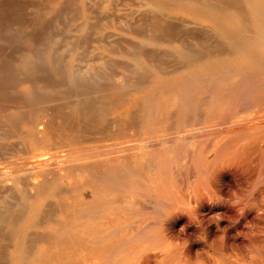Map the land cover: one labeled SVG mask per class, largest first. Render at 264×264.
<instances>
[{
    "label": "bare ground",
    "instance_id": "bare-ground-1",
    "mask_svg": "<svg viewBox=\"0 0 264 264\" xmlns=\"http://www.w3.org/2000/svg\"><path fill=\"white\" fill-rule=\"evenodd\" d=\"M164 1H171V6L169 7L172 8L171 10L173 12H187L191 14V17L193 18H203L205 20L213 21L218 36L220 34L226 46L219 45L220 47H217V45L214 46L213 44L212 47L211 43H209V45H211L208 46V44H203L197 39V41L189 40L191 42L190 43L188 41L190 43L189 44L184 39L187 34V37H190V34H193V30L190 34L186 33L185 30L184 32L186 34L180 30L183 34H185L183 39L185 43H182V41L180 44L181 46L178 44V47L176 48V51H178V58L176 59H180V61L185 66L183 69L181 68L182 71L179 73L177 78H175L178 79V82L176 81L173 85V79H170L171 82L170 84H168L171 85V87L168 89L167 93H164L165 90L167 91V89L161 91V87L159 88L157 86L159 91H156L157 95L155 96L157 97L155 99H151V97H149L150 93L153 96L152 91L149 93V90H146L148 91L146 93L149 94H145L143 97L140 96L141 100H137L140 102V105L138 104L139 107L137 105V107L134 106V108L138 109H135L136 112L135 110H133L134 108L132 103L134 102H132V96H130L129 94H124L125 91L122 90L123 88L121 85L123 83H120L121 85L119 86L118 84L116 85L112 81H109V79L105 80L104 74L100 72L99 69H95V66H91V68L86 67L87 69L77 68L76 70V68H74L73 65H70L68 61L64 63L62 61H55L53 60L54 58H47L46 61H43L41 60L42 58H40V50L37 51L34 48V50H36L35 53H33L34 51H31L33 46L32 48L30 47V52L28 51L25 57L23 56V58H21L20 55V59H18V61L16 60L17 62L11 63L12 60H15L13 58H10L12 60L9 61H0V144L3 143L5 140L4 138L8 136V134L6 133L7 136L5 137L4 131L7 132L8 130L9 132L10 130L11 134L14 133L17 139L20 141V144L23 143V146L25 148L24 153H22L23 155L21 154V160H18L19 162L16 161L17 163H15L14 165V162L11 163V166L13 168L7 166L9 167V169L11 168L9 172H6V169L3 170V167H1L3 165L2 163V165L0 166V180L2 181L3 185L2 186L0 184L1 188H4V186L7 187L6 185L8 184L15 188L26 209V211H22L23 209L21 210L22 212H24V214L21 212L22 214H17V216L15 214V211L14 213L10 214L11 210L15 206L13 208H10L11 210L8 209V211L7 207L5 206L6 209H4V214H0V231L2 226L6 228L4 229L2 227L5 234L3 233L4 238H0V244L2 245V240L5 242V244H8L9 241H12L11 248L10 250H8L9 255L8 257H6L9 258L8 264H134L135 261L134 263H132V249H134L138 243L135 244L134 247L132 246L133 243L139 238L141 240V238H145L146 236L149 237L148 235H151L152 233L154 235V233H156V229L152 227L153 224L150 223V225L149 223L143 222L144 219L145 221H147L146 219H148L149 216L148 218L146 216V218L144 219L140 217L143 224H140L139 221L138 226H133L136 228L133 231L131 226L132 217L134 216V213L132 214V212H135L132 211V189L139 191L138 189H140V186L144 184H141L140 178L142 179V181L145 179L143 177L145 174L143 175V173L147 172L146 166L150 163L152 165V162L155 163V161L163 162V160L161 159H164L163 155L167 152L176 154L179 151L184 150L187 145L188 148H194L192 146L194 144L193 142H195L199 137L201 138V136H205V134L207 135V133H205L207 131L203 132V127L200 126L201 121H207V123H209V126H211L212 123L213 125H215L222 120V122L225 123V126L227 125L226 123L230 120L228 119V121L225 122L227 118L224 119L223 117L225 111L224 108L230 101V90L233 89V80H231V78L233 79L235 77L234 73L236 72H231L232 74L230 73L231 82H228L230 77L229 74L226 75L227 77H225L228 79V81L224 78V75H222L226 82H223V84L219 86L220 88L218 86H216L217 88L215 86L213 87L217 80L220 82L222 81L220 80V74L223 72V70L224 72L228 70H222L223 67H236L243 69L247 67V64L250 61H254L255 65H258L260 68H262V70L264 69V0L216 1L218 4L220 3L219 5L214 3V0H150L149 3L157 2L158 5V2H160V6H163ZM238 3L243 4L244 7L241 5L240 7ZM25 5L27 4L25 3ZM166 6L167 5L165 4V7ZM149 9L151 8L149 7ZM163 10L165 11V9ZM160 13H163V11L161 10ZM160 13L159 17L160 15H163ZM8 16H10V14H8ZM153 16L156 17L155 15ZM166 17H168L169 19L170 17L174 19L172 16L166 15ZM103 18H105L104 15ZM151 18L154 19L153 17H150V20H152ZM114 19L113 21H115ZM161 19H163L164 22V16ZM158 20L159 19H157L156 22ZM107 22H109V20ZM165 22L166 23L164 24L166 25L168 21ZM194 22L195 21H193V23ZM205 22L206 21H204V23ZM169 23L173 24L170 21ZM169 23L168 25H170ZM5 25L6 24L4 23V27ZM156 25H158L157 29H161L160 34L163 30L162 28L167 26L163 25L164 27L159 28L161 23L154 24L155 27ZM0 27L2 28V26ZM172 27L173 25L169 26L170 29ZM169 28L166 29L168 33L170 31ZM4 29V31L6 32L7 28L5 27ZM172 29L175 30L176 28ZM166 30H164V32ZM42 31L46 30L44 29ZM180 31H177L178 35H181ZM164 32L162 34H164ZM172 32L170 31L171 34ZM43 33L46 34L45 32ZM201 33V37L203 36V34H205L206 37L207 32H203L202 35ZM12 34H17V32H14ZM169 34L166 35L168 36ZM173 35H171L172 39L174 38ZM182 35L179 36V38L182 39ZM193 35H195V33ZM198 36L199 34L196 35V37ZM220 36L218 37V40L220 39ZM15 37L14 40L16 39ZM163 37L165 38V36ZM201 37H199V40L202 39ZM205 37L203 36V40ZM42 38L41 40L43 41L44 38ZM148 39L151 40V38ZM156 39H158V37H156ZM44 40H46V38ZM164 40L163 41L166 42L167 38ZM207 40L209 39L207 38ZM153 41L155 43L156 40L154 39ZM44 44H47L46 41L45 43H43V45ZM46 46L48 47V45ZM60 47L59 49H61ZM15 48L18 49V46ZM73 50H75V48ZM57 51L59 52L60 50ZM62 51L64 52V50L61 49V52L59 53L61 54ZM168 51L166 52L168 53ZM53 52L57 53L55 50ZM170 52H172V49ZM65 53L66 52H64L63 55ZM60 57L63 58V56ZM86 61L87 60H84V62ZM100 62L105 64V61L101 60ZM107 62L110 64V60ZM249 66L250 65H248V67ZM30 68H32L33 70L37 69V71L42 69L43 72L50 69L48 71L51 72L50 74H48V72L46 71L47 73H43L45 75L38 76V78H36L37 82L35 81L36 83L34 84L35 74L34 77L33 74H31L32 76H30V73L27 74V71L32 70ZM98 68H100V66ZM112 68L113 67H111V69ZM101 70L103 69L101 68ZM39 73L42 72L39 71ZM107 73H109L108 70ZM110 74L112 73L110 72L109 75ZM232 75L234 77H232ZM112 76L115 75L112 74ZM236 76L238 77V75ZM241 78L243 79V75ZM241 78H239V80ZM110 79H112L111 76ZM236 81L238 82V80ZM210 83L214 84L212 85ZM234 84L236 85V82ZM8 85L17 87V89L19 90V94L21 95H19L20 97H18L19 99L21 98L20 100L18 99L19 101L16 100V96L8 94V92L6 91V88L9 87ZM207 85H212V90L207 91L209 89V86L206 88ZM37 86L41 90L39 92V97H37L36 94V91H38L36 90ZM130 87L134 86L129 85V90H127L125 85L124 88L127 93L131 90ZM187 87H189L191 91L197 90L196 93H201L202 95H196L195 93V96H197L196 99L194 96V98H190V95L188 96L187 94L190 93V90ZM203 87H205V90H203L202 92H206L205 94L201 92V89H204ZM163 88L164 87L162 86L161 89ZM186 89H188L189 91ZM11 90L12 89H10V91ZM121 90L124 91V93L121 92ZM137 98L138 97L136 96V99ZM14 100H16L18 103ZM133 101H135V99H133ZM192 101L194 102L192 106L193 116H190V113H188L190 112V110L188 108L191 106ZM14 102L17 104H15ZM175 108L186 110H180V112H178V114H176L175 116V114L172 113V109L174 110ZM133 111L137 116V124H134L132 122V118L134 119V116L132 117V114H134ZM158 114L162 115L158 116ZM232 121L233 120L231 119V123ZM236 122L238 123V121H235L234 123ZM222 124L220 123L219 125ZM4 127L7 130L3 129V131L1 132L2 128ZM14 134L10 135L9 133V136L12 137ZM221 135L220 139L223 138ZM217 141H219V139H217ZM189 143L193 144H190L189 147ZM201 150L202 152L205 151H203L202 148ZM202 156L204 158L205 155L202 154ZM8 157L5 158L8 159ZM203 158L201 157V162L204 161L202 160ZM167 159H170V157H168ZM171 160H173V158ZM7 165L10 164L8 163ZM151 168H153V166ZM148 173L149 172H147L146 174L147 176H149ZM153 174H155V177L149 179V183H145L142 186V189L145 190H143L142 195L145 198L148 197L149 193L151 194V189L153 188L155 192L154 196H158L159 198L157 200V203H155L157 205H161L162 197L168 194L167 180H165V178L171 177H168V175L165 176L163 174L165 176L163 178L162 176L156 174V170L153 171L152 176ZM136 177L138 178L137 180ZM146 179L148 180V177ZM172 183L174 184V182ZM146 188H149V190H147L149 192L146 191ZM175 188L177 187L174 186V189ZM28 189H33L35 191L34 197H32L33 195L30 196L28 194V192L30 191L29 190L27 192ZM1 190L4 191V189ZM48 192L51 193L49 194ZM171 193L169 191V194ZM47 194L48 196L50 195V197H53L52 195H54V198L56 199L53 200H57L58 202L55 201L57 202L56 204H59V207L61 206L62 208L60 207L58 208L59 210H56L51 207V210H47L46 215L44 213V216L41 215V219H37L36 215L40 211V206L44 203L43 201L45 200V197H47ZM169 194L167 195V197L169 196ZM164 199L166 200L168 198ZM174 200H178V198ZM167 201L168 200H166V203ZM56 204L53 205L56 207ZM142 205L140 206L142 207ZM161 209H163V206ZM1 211L3 210L0 209V213ZM6 211L9 213L5 215ZM145 211L147 210H144V212L139 211L138 214L141 215L140 212L146 213ZM157 223L161 222L158 221ZM124 227L127 232L121 234L119 230ZM31 230L35 231L36 233H39L41 231V234H39V236H41L38 240L35 239L37 240L35 244V240H32V247L30 246L28 248L25 245L26 247L24 246V248L22 245L23 243L21 242L22 238L25 235L27 236V234L28 236H30L31 233L29 234V232ZM157 234L158 233H156V236H158ZM31 236L33 237L34 235ZM7 239L8 242L5 241ZM24 239L28 240V237H25ZM157 239H159L161 248L167 251L169 249V243L171 241L168 243L165 241V238L160 239V237H157ZM172 243L175 244V241ZM1 245L0 247L4 246ZM8 246H10V244H8ZM137 247L135 248L136 250ZM176 248L174 251L179 252V250L177 249V251ZM0 251L1 253H5V250ZM156 253L158 252H155V254ZM167 253L172 254L169 251ZM160 254H158V256ZM177 254L178 253H176V255ZM176 255L174 252L175 258H178ZM196 256L195 257L197 259L200 258V256ZM175 258L172 259L174 260ZM194 258H192V260ZM3 259L0 258V261L2 260V263L4 262ZM197 259H195V261H197ZM160 261V264H167L166 259H161ZM199 261L201 262V260ZM222 261H225V259ZM202 263L203 261L201 262V264ZM225 263L227 262H224V264Z\"/></svg>",
    "mask_w": 264,
    "mask_h": 264
},
{
    "label": "rangeland",
    "instance_id": "rangeland-1",
    "mask_svg": "<svg viewBox=\"0 0 264 264\" xmlns=\"http://www.w3.org/2000/svg\"><path fill=\"white\" fill-rule=\"evenodd\" d=\"M216 1L220 2L221 0H214V3L219 5L220 3L218 4ZM17 2L18 4L20 3L21 5L20 4L18 5ZM149 2L150 0L148 1L147 0H82V1L81 0H0V18H1L0 26H2V28L0 27V44H1L0 46L2 48V49L0 48V53L2 54L4 53L3 55L0 54L1 56L0 61L1 60L9 61L12 60L10 58H13L15 60H12L11 63L17 62L18 59H20V55L21 58H23V56L25 57L26 53H28L29 49H31L33 46L32 48L33 50L31 49V51L32 52L34 51L33 53H35L36 50L37 51L40 50V58H42L41 60L43 61H46L47 58H54L53 60L62 61L64 63L68 61L70 65H73L74 68H76V70L77 68L87 69L89 67L91 68V66L92 67L95 66L94 67L95 69H99V71L104 74L105 80L109 79V81H112L114 84L116 85L118 84L119 86L121 85L120 83H123L124 85L122 84L121 86L123 88L122 90H124L125 93L122 90L121 92L132 96V102H134L132 103L133 108L134 106L139 107L140 105L139 101L141 100L140 96L143 97L145 94H149L152 91L153 96L150 93L149 97H151V99H155L157 97L155 96L157 95L156 94V91L158 90L157 86L159 88L160 87L162 88L163 86L164 88L163 89L160 88V90L163 91L167 89V91L165 90L164 92L167 93L168 89L171 87V85H169L171 80L173 79L172 81L173 85L176 81L178 82V79L175 78H177V76L185 66L180 61V59H176L178 58V54H177L178 51H176L177 50L176 48L178 47V44L179 45L181 44L182 41H183L182 43H185V41L189 43L190 41L192 40L195 41L197 39L198 41H201L203 44L206 45L208 44V46L212 44L211 45L212 47L213 44L214 46L217 45V47H220L219 45H223V46L225 45L220 34H219L220 36L219 40L221 42L218 40L219 36L215 30V24L213 21L205 20L203 18H193L191 17L192 15L187 12H173L171 10L172 8L169 7L171 6V1L169 2L164 1V5L163 6L161 5L162 7L160 6V2H158V5L157 2L156 3H152V2L149 3ZM25 3L27 5H25ZM165 4L167 5L166 6L167 9L165 7ZM238 5L244 7L243 4L238 3ZM149 7L152 10L149 9ZM163 9H165V11ZM156 10L160 12L162 10L163 13H160ZM159 13L163 14L160 15V17L164 16V22L163 19H161L162 17L161 18L159 17ZM8 14H10V16H8ZM72 14L75 16H73ZM103 15L105 18H103ZM153 15H155L158 18L154 17ZM166 15L172 16L174 19H172L171 17L169 19L168 17H166ZM111 17L113 19L115 18L114 19L115 21H113ZM150 17H153L154 19L152 18L151 19L154 21L150 20ZM155 19L156 20L159 19V20L156 22ZM106 20L107 21L109 20V22H107ZM165 21H168V23L169 21L173 23V24L170 23L169 24L171 26L173 25L172 28L174 29L176 28L175 30L177 31L181 30L183 33L186 32L190 34L192 33L193 30V34L195 33V35L190 34L191 36L190 35L189 36L192 37L190 38L187 37L188 36L187 34V36L184 39L186 33L183 34L180 31L181 35L183 34L181 39L179 38V36L181 35H178V32L171 28L174 33L175 32L177 33L174 34L172 32V30L169 28L170 25H168V23L166 24L168 27L164 24L166 23ZM193 21L199 23L196 24L194 22L195 23L194 24ZM204 21L206 22L204 23ZM4 23L6 24L5 27L7 28L6 32L4 31L5 30ZM158 23L159 24L161 23L162 25V26L160 25L159 28L160 27L162 28L164 26L169 28L172 34L170 33V31L169 33L171 35L173 34L176 35V36L173 35V37L178 41L175 40L174 38L173 39L171 38V35L166 30L167 29L166 27L162 28L163 30L161 31L160 34L161 29L160 30L157 29L158 25H156V27L154 26V24H158ZM10 27H11V32L12 33L17 32V34H12L10 32ZM44 29L46 31H42ZM164 30L166 31L164 32ZM43 32H45L46 34H44ZM163 32L164 34H162ZM201 32L202 33L207 32L206 37L205 34H203L206 40L205 38L203 40V36L202 37L200 36ZM166 34L169 35L167 36ZM198 34L199 36L196 37V35ZM41 35H43L44 37ZM12 36L14 37L17 36V37H15L16 39L14 40V37ZM47 36H50L52 39ZM163 36H165V38ZM5 37H8L9 40L8 38ZM42 37L44 39L46 38V40H44ZM156 37H158V39H156ZM169 37L171 41L169 40ZM199 37H201L202 39L199 40L200 39ZM1 38L4 40H2ZM41 38L43 39L44 42L41 40ZM47 38L50 40H48ZM148 38H151V40ZM166 38L167 40L166 42H164L165 41L164 39ZM207 38L209 40H207ZM152 39L156 40L155 43ZM213 40L218 42H215ZM45 41L48 47L45 44L43 45ZM209 43L211 44L209 45ZM17 46L18 49L15 48ZM53 46L54 48L55 47L56 48L54 49ZM59 47L62 50H64V52H66L64 54L66 56L63 55L64 53L63 51L61 53L62 55L59 53L61 52V49H59ZM34 48L36 50H34ZM74 48L75 50H73ZM171 49L172 52H170ZM54 50L57 53L53 52ZM57 50L60 51L58 52ZM165 50L168 51V53ZM174 51L177 55L174 53ZM60 56H63V58H61ZM82 59L87 61L84 62V60ZM108 59L110 60V64L107 62L109 61ZM101 60L105 61L106 65L101 63L100 62ZM97 64L100 66V68H98L99 66ZM248 65L250 66L248 67ZM111 67H113L112 68L113 70L111 69ZM101 68L103 70H101ZM234 68L236 67H228V68L223 67L222 70L223 69L225 70L228 69V70L225 72L223 70V72L220 74V80H222L221 81L222 83L218 80L215 82V84L210 83L212 85L214 84L213 87L214 86L219 87L223 84V82H226L225 79L228 81V79L225 78L227 77L226 75L228 74L230 76V77L228 76L229 77L228 82H231V80H233L232 83L233 89L230 90L231 92L229 91L231 96L229 99L230 101L225 106L224 108L225 111L223 114L224 119L227 118L225 122L228 121L229 119L230 121L228 122L230 124L227 122L226 123L227 125L225 126V123L222 122L221 120L218 124L215 125H213V123L212 124L210 123L212 126L211 127L209 126V123H207V121L206 122L201 121L200 126L203 127V132L207 131L205 132L207 133V135L205 134V136H201V138L199 137L195 142H193L194 144L192 143L193 145L189 143V147L191 144L194 148L192 149L188 148L187 145V147L184 150L178 152L179 154L167 152L163 155L164 159H161L163 160V162L155 161V163L152 162V165L150 163L148 164L149 166L148 165L146 166V171L149 172L148 173L149 176L146 175L147 174L146 171H143L146 173H143V175L145 174L143 176L145 178V179L143 178L144 179L143 181L140 178L141 184L149 183V179L155 177L154 176L155 174H153L152 176V173L154 170H156V174L162 176L163 178L167 175L168 177H171V178H167V177L165 178V180H167V193L169 194V191L171 193L173 192V190L174 192L169 194L168 197H167L168 194H166V196H163L161 199L162 204L157 205L156 203L159 198L158 196H154L155 192L153 188L151 189L150 187L151 194L149 193L148 195L149 198L146 197L147 201L146 198L142 195L143 194L142 192L144 190L142 189V186L144 184L140 186V189H138L139 191L132 189V193L136 195L135 196L132 194V206H133L132 211H135L132 212V214L134 213L133 214L134 216L132 217V225H131L132 231L136 229L135 227L138 226V222L140 221L139 222L140 224H143V222L153 224L152 227H154L156 229V233H158L157 234L158 236H156V233H154V235L152 233L151 235H148L149 237L146 236L145 238H141V240L139 238L137 241L133 243L132 245L133 247L137 243L138 244L136 245V247L138 245L139 246L137 247V250L135 249L136 247L134 248L136 251L132 249V263H134L135 261L134 264H158V263L160 264L161 259H166L167 264L172 262H173L172 264H201L202 261H203L202 264H218L219 260H220L219 264H224V262H227L225 264H264V69L262 70V68H260L258 65H255L254 61H250L247 64V67L243 69L240 68L234 69ZM32 70L27 71L28 72L27 74L30 73V76H32L31 74H33V77L35 74L34 84L37 82L36 78H38V76L45 75L43 73L46 71L48 72V74H50L51 72L48 71L50 69L45 70V68H44L45 70L44 72L42 69L39 70L42 73H39L37 69L36 70L34 69L35 71ZM107 70L109 73L111 72L115 76H112V74L109 75V73H107ZM231 72L232 73L238 72L237 74L234 73L235 77L232 75V77H234L233 79L231 78L230 75ZM222 75H224L225 79L223 78ZM236 75H238V77ZM242 75H243V79L241 78ZM110 76L112 79H110ZM239 78L241 79L239 80ZM156 80L159 81L160 83L157 82ZM236 80H238V82ZM234 81L236 82V85L234 84L235 83ZM135 84L137 85V87ZM125 85L127 90H129L128 89L129 85L134 86L137 89L134 87H130L132 91L130 90L127 93V91L124 88ZM140 85L141 86L145 85V86H142L141 89ZM212 85L206 86V88L209 86L208 87L209 89L207 91L212 90ZM8 86H7L8 88H6L8 94L16 96L17 97L16 100L19 101L21 98L19 99L18 97H20L21 95L19 94V90L17 89V87L11 85ZM38 86L36 87V90H38L36 91L37 97H39L40 94L39 92L41 91L38 88ZM132 88L135 90H133ZM187 88L189 89V87ZM203 88L204 89H201V92L205 90V87ZM10 89L12 90L10 91ZM146 90H149V93H146L148 92ZM196 92L197 90L195 91L190 90V93L187 94L188 96L190 95V98L195 97L196 99L197 97L195 96ZM200 94L201 93H196V95H200ZM136 96L139 99L138 98L136 99ZM133 99H135V101H133ZM193 101L191 102V106L188 108L190 110V112H188L190 113V116H193V112H192V106L194 103ZM135 109L136 108H134L133 110ZM176 109L177 108H175L174 110L172 109L173 111L172 113H174L175 116L176 114H178V112H180V110H186V109H177V110ZM135 112L133 111L134 114H132V117L134 116V119L132 118V122L134 124H137L136 121L138 120L136 119L137 116L135 115ZM160 115L158 114V116ZM231 119L234 122L238 121V123L237 122L234 123L232 121L233 123L232 124ZM220 123L221 124L223 123L224 125L223 124L219 125ZM206 125H207V130H206ZM3 129L6 128L5 127L2 128L1 132L3 131ZM224 131L227 132L225 133ZM4 132H5V137L7 136V134L8 136L4 138L5 139V140L3 139L4 142L0 144L1 147L0 166L3 164L1 166L3 167V170L6 169L5 171L9 172L11 168H13L11 166L12 165L11 163L14 162L13 163L14 165L15 163L21 160V154L24 153L25 148L23 146V143L20 144V141L17 139L14 133H12L14 135L11 137L9 136V133L10 135H12L10 130L9 132L8 130L7 132L6 131ZM220 135L223 138L220 139ZM217 139H219V141H217ZM196 146H198L199 148ZM20 147L22 150L20 149ZM200 147L203 149V151L204 150L205 151L202 152ZM199 150L201 151V153ZM202 154L205 155L204 158L206 159L203 158ZM5 157H8V159ZM168 157H170V159H167ZM201 157L203 158L202 160H204L202 162H201ZM172 158L173 160H171ZM8 163L10 165H7ZM7 166L11 168L9 169V167ZM152 166L153 168H151ZM150 169L153 171H151ZM147 177L148 180L146 179ZM137 179L138 178L136 177V180ZM172 182H174V184ZM0 184L2 185L1 180H0ZM169 184H172L177 188L174 189V186ZM6 186L7 187L4 186V188L3 187L1 188L0 186V209L3 210L1 211L0 214L1 215L4 214L5 212L4 209H6L5 206L7 207V211L8 209L13 208L15 206L12 210L10 209L11 210L10 214L14 213V211L16 215L17 214L20 215L22 213L24 214V212L22 211H26V209L22 200L20 199V196H18L16 189L9 184ZM1 189H4V191ZM29 190L30 189H28L27 192ZM147 190H149V188H146V191ZM48 193L50 194L51 192ZM176 193L178 194V196ZM28 194L30 196L33 195L32 197H34L35 191L31 189L28 192ZM46 196L47 197H45V200L43 201L44 203L42 202L43 204H41L40 206L41 207L39 209L40 214L38 212L39 215L38 214H37L38 216L36 215L37 219H41V215H43L44 213L46 215L47 210H51V207L56 210H59L58 208L61 207V206L59 207V204H56L58 202L57 200H55L57 202L53 200L56 199L54 198V195H52L53 197H50V195L48 196V194ZM141 196L143 197V199ZM164 198H168L166 199L168 200L167 203ZM176 198H178V200H174ZM53 204L54 205L56 204V207L57 206L58 207L56 208ZM140 205H142V207ZM162 206L163 209H161ZM42 210H46V211H42ZM144 210H147L145 211L146 213H143ZM7 211L5 215L9 213ZM139 211H143L140 212L141 215L138 214ZM155 214H157L159 217ZM146 216L147 218L149 216V218L146 219L147 221H145L144 219L146 218ZM140 217L144 219V221L142 219L143 222H141ZM155 220L161 223H157ZM2 227H1V231L3 232L0 231V238H2L3 235L5 234ZM3 228L6 229L5 227ZM40 232L39 233L37 232L38 233L37 234L35 231L31 230L29 232V234L31 233L30 236H28V234L27 236L25 235L21 241L23 243L22 244L23 247L25 245L28 248L30 246L32 247L33 246L32 240L35 239L38 240L39 237L41 236V235L39 236V234H41ZM119 232L123 234L127 231L125 230L124 227L120 229ZM31 235H34L35 237L34 236L32 237ZM25 237L26 238L28 237V240L24 239ZM157 237L158 238L160 237V239L165 238V241L168 243L171 241L169 243L170 250L168 249L167 251H165L164 249H162L160 246L159 239H157ZM25 240L27 241V243ZM37 240L34 241V244L36 243ZM5 241L8 242V239ZM174 241L175 244L172 243ZM3 242L4 241L2 240L1 241L2 245L0 244L1 246L5 244V242L4 243ZM11 242L12 241L8 242L10 246H8V244H5L3 247H0V250L2 251L5 250V253L3 252L1 253L0 251V256L3 254L0 257L1 259L8 257L9 255L8 250H10L11 248ZM155 246L158 249V251L155 248ZM175 248L176 250L178 249L179 252L174 251ZM159 251L160 253H164V254H160ZM168 251L172 254H168L167 253ZM155 252L158 253L155 254ZM174 252L175 255L176 253L179 254V256L178 254L176 255L178 258H175ZM158 254L161 255V256L159 255L161 258L158 256ZM196 255H198V257L200 256V258L197 259ZM156 256L158 257V259ZM171 257L175 259L173 260ZM192 258L194 259L192 260ZM6 259H3L5 263L4 262L2 263L1 260L0 264H8L9 258ZM195 259H197V261H195ZM224 259L225 261H222ZM199 260H201V262Z\"/></svg>",
    "mask_w": 264,
    "mask_h": 264
}]
</instances>
